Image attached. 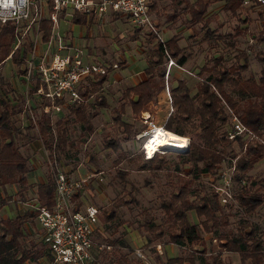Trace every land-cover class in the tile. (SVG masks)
Here are the masks:
<instances>
[{
	"label": "trees",
	"instance_id": "trees-1",
	"mask_svg": "<svg viewBox=\"0 0 264 264\" xmlns=\"http://www.w3.org/2000/svg\"><path fill=\"white\" fill-rule=\"evenodd\" d=\"M162 1L167 3L159 8L158 3ZM149 3L150 12H155L158 16L165 14L168 21L176 19L180 12L186 13L187 18L184 22L186 27L198 26L200 31L203 30L202 41H223L226 38L231 47L234 46L236 36L244 34L247 27H235L231 36L226 34L215 37L214 29L209 28V23L215 15L207 14L208 7L220 3V10L227 14L239 17L243 13L242 24L247 22L246 11L254 8L253 5L242 6L241 0L191 2L150 0ZM257 8H259L257 18L263 23L256 33L255 42L264 43V6ZM70 22L84 24L85 18L75 14ZM134 31L138 30L134 29ZM39 32L41 40L45 41L49 35L48 21L41 19ZM149 35L152 37L151 34ZM14 37L13 25L0 24V64L6 58L10 59L16 66V73L22 76L25 73L22 67L30 49V41L25 37L20 44L21 47L13 50L11 46ZM178 39V36L172 35L163 43L155 42L146 54V66L142 70L143 79L121 90L117 105L109 110L112 132L104 136L102 147L118 153L113 160L114 166L125 160L133 165L135 170L147 171L151 174L166 169L167 161L158 153L150 158H144L140 149L137 154L127 157L121 150L122 143L135 140V136L141 133L143 127H134L133 124L124 121L122 116L128 108L131 118L138 117L150 102L156 100L163 87L166 55L175 60L177 65H184L189 54H185L186 47L180 48L177 45ZM258 60L261 62L258 76L243 77L241 72L246 69V56L243 53L238 56L235 64L229 66L223 63L220 55H211L202 65L194 69L193 74L197 81L192 93L183 78L171 77L169 94L172 111L162 123V128L185 137L188 126L194 120L196 121L194 131L199 137L198 140L188 139L186 150L177 154L181 168H178L177 164L173 168L175 173H179L173 176L176 184L169 182L170 191L159 192L156 196L162 213L161 221L155 223L154 218L145 209L140 212L145 218L141 227L146 234L145 244L165 237L166 243L185 249L194 246L199 249L193 250L196 255L193 253L178 255L166 258L163 262L156 256L155 262L159 264H223L219 253L206 254L201 232L218 243L221 249L219 251L237 254L240 264H264V240L257 235L256 224L241 219L237 221L233 230L229 229L227 214L224 211L230 207V204H220L215 194L201 192L196 185L202 175L215 174L223 161L237 157L231 176L232 182L238 185L232 192L233 201L245 214H250L260 205H264V175L258 178L247 176V172L264 159V53L258 54ZM106 78V74L87 78L86 84L79 85L77 91L83 98L92 97L91 101L67 106V116L54 122L56 154L63 158H75L79 153L78 146L93 131L92 119L98 114L99 109L107 107L105 97L98 93ZM35 87L36 82L28 89V98L31 100ZM1 93L4 92L1 90ZM2 94H0V207L12 198V195L5 193V187L14 186L16 197L24 195L23 192L25 193L29 187L26 182L29 162L16 145L20 130L13 119L21 109L16 111L14 105H11ZM225 107L236 114L239 122L250 130L257 140H250L244 143L243 147L240 138L227 139ZM69 116L72 118L70 119ZM69 123L79 126L76 142L70 139ZM26 125L31 127L29 123ZM37 129L44 146L49 149L52 140L50 123L43 114H38ZM95 171H99L97 167ZM125 174L124 171L116 170L114 176L124 180ZM165 176L169 178L171 175L166 173ZM35 199L39 205L52 204L53 184L48 175L43 183L36 184ZM75 200L76 205L80 206L81 202ZM130 201L124 200L123 197L115 199L102 221L115 220L116 209L128 205ZM97 210L99 213L100 209ZM190 212L195 215L196 224H191L187 220V214ZM34 217V212L25 211L12 218H0V264H43L39 262L40 260L51 264L46 248L41 243H35L28 238L23 228L24 223L33 220ZM117 224H120V221ZM103 242L112 246L107 264L132 263L127 252H120L121 248L126 247L120 238L105 239Z\"/></svg>",
	"mask_w": 264,
	"mask_h": 264
},
{
	"label": "rangeland",
	"instance_id": "rangeland-1",
	"mask_svg": "<svg viewBox=\"0 0 264 264\" xmlns=\"http://www.w3.org/2000/svg\"><path fill=\"white\" fill-rule=\"evenodd\" d=\"M188 1L191 2L193 0ZM166 3L167 1L159 2L158 7L161 8ZM220 7V3H215L210 5L207 9V14L214 13L215 15L209 23V28L214 29L215 37H221V35L226 34L231 36L234 34L235 27H247L244 34L242 33L236 36L234 39V46L232 47L228 45L226 38L223 41H202L201 37L203 30L200 31L198 26L192 28L186 27L184 22L187 18V14L184 12H180L178 17L173 21L166 20L165 14L158 16L155 12H151V17L163 42L170 36L176 35L179 37L177 45L180 48L186 47L185 54L189 55L182 66L186 71L193 73L194 69L202 65V63L211 55H220L225 65H233L237 62L238 56L243 53L246 56V69L241 72L242 76L247 77L251 75L256 78L261 66V62L258 60V54L264 53V43L255 42L256 33L260 30L263 23L262 20L257 18L259 8L254 7L252 10L246 11L247 22L242 24L241 20L243 18V13L237 17L221 11ZM167 12L170 11L167 10ZM69 23L70 22L66 23L59 21L57 26L58 33L63 35L64 32L69 30L71 36L74 37L75 46L83 49L84 53L86 52L84 57L85 61H97L104 64L115 63L117 67L109 70L106 74V81L98 91V93H101L105 97L107 107L99 109L98 114L92 119L93 131L91 134L87 135L84 138L83 143L78 146L79 153L76 154L75 158H63L59 154H56V157L64 170L73 177H90L88 180L86 179L87 181L85 180L86 184L82 186L81 199L84 203L92 204L97 209H100L95 234L96 241L103 242L105 239L120 238L126 245V247L121 248L120 252H127L128 258L132 260L131 264H159L155 262V258L157 256L161 262L167 258V255L162 251V246L163 244L168 243L165 242V237H163L161 240H155L149 244H145L146 234L141 227L145 218L140 212L146 209L148 214L154 218L155 223L161 221L162 213L158 207V199L156 196L159 192L166 193L170 191L171 186H169V182L176 184V179H174L173 176L178 172L175 173L173 168L176 164L178 168H181V164L177 158V154L181 152H175L168 149H163L160 153L156 152L158 155L163 156L166 159L167 167L163 171L151 174L147 171L135 170L134 166L127 163L125 160L120 161L114 166L113 160L118 153L102 147V139L107 133L112 132L109 110L117 105L118 96L121 90L129 87L130 84L136 82L139 78H143V74L138 75L140 76L138 77L134 75V73L142 71L145 68L147 51L155 45L156 39L153 38V36L151 37L145 31H134L130 23L122 17L118 18L116 21L108 19L100 23L93 21V26L90 30V37L87 36L88 29L74 26V30L72 31L71 28L73 26L69 25ZM31 34V31H27L26 37L29 38ZM83 34H85V36H83ZM11 47H14V43H12ZM170 74L172 78H183L190 92L192 93L194 91V84L197 81L196 77L190 76L175 68L170 69ZM20 78L21 77L16 73V66L10 59L6 58L0 64V94H2V90L4 92L2 95L11 105H14L16 111L21 109L19 114L13 117L16 126H18L20 130V136L17 137L16 145L20 153L27 157V159H30V162L28 163L29 169H32V165L30 166L31 162L38 167L29 175L27 174L28 178H26L28 182H32L29 186L34 187L36 182L44 181L46 175H48L47 167L43 162L45 161L47 153L41 151L39 143L36 140L37 135L35 130H32L31 127L26 125L27 119L26 112L23 109L22 96L23 98L25 97V92L28 89H26ZM130 78H132V80ZM108 82H110L111 85L107 87L106 84ZM91 98H89V101H91ZM157 98H159V102L156 104L154 117L152 119V124L155 126L162 124L167 111V104L163 101L162 96L159 95ZM28 101L30 103L31 99L28 98ZM146 108L147 106L145 109ZM225 114L227 116V124L225 126L228 128L230 118L226 107ZM233 114L236 116L234 112ZM64 116H67L66 108H63L57 115L58 118ZM69 118L71 119L72 117L69 116ZM122 119L133 124L134 127L141 128V126H143L140 134H143V132L148 129L146 124H142L138 121V117H130L128 108H126ZM68 126L70 129V139L76 142L79 135V126L74 123H69ZM225 126L223 127L224 129L226 128ZM195 127L196 121L193 120L186 131L185 139L187 144L188 139L198 140L199 135L195 134ZM250 140H257V138L255 136L250 139L247 137H241V141H243L242 146L244 147V143ZM142 142L143 138H139L138 135H136L135 140L128 143H122L121 150L127 155V157H130L133 154H137L140 149H143ZM236 159L237 157L225 160L220 166L226 168L231 164L234 165ZM95 167H97L99 171H95ZM116 170H121L126 173L124 180L114 176ZM166 173H169L171 176L167 178L165 176ZM181 174H183L182 171ZM263 175L264 159L256 163L255 166L247 172V176L250 178H258ZM213 184H216V173L213 175H202L196 185L201 192H212L215 194L213 187L211 186ZM237 186L236 182H232V192L236 190ZM33 193V190H29L28 188L25 193L23 192L24 195L21 197L15 196L13 199L17 201L32 202ZM119 197L131 201L128 205L120 206L116 209L115 220L103 222L102 218H104L106 212H108L111 203ZM228 204H230V207L225 209L224 212L227 214V227L229 229L233 230L238 220L246 219L256 224L257 235L260 234L264 236V205H260L250 214H245L243 209L238 207L233 200ZM20 210L21 212L26 210L29 211L28 207L22 205L20 206ZM16 214H18V212L12 202H6L0 207V215H6L7 217L12 218ZM187 220L191 224L197 223L193 212L187 214ZM118 221H120V224H117ZM26 227L28 228V232H26L28 238H31L35 243H40L38 228L34 219L25 222L23 226L24 230ZM201 236L205 241L206 254L211 253V255H215L219 253V257L223 264H240L237 254L219 251L221 249L219 248L218 243L211 240L209 235L201 232ZM155 244L160 245V253L155 251ZM171 246L172 251L168 258L178 255L192 254L193 250H196L197 248L194 246L190 249H185L173 244H171ZM138 247L143 249L148 260L147 263L134 257L132 250ZM193 254L196 255L195 253ZM109 255V253L104 254V262L109 260ZM43 264L49 263L44 261Z\"/></svg>",
	"mask_w": 264,
	"mask_h": 264
},
{
	"label": "built area",
	"instance_id": "built-area-1",
	"mask_svg": "<svg viewBox=\"0 0 264 264\" xmlns=\"http://www.w3.org/2000/svg\"><path fill=\"white\" fill-rule=\"evenodd\" d=\"M149 1L0 0V24L9 23L14 26L15 37L12 49L20 48L27 31L32 32L28 38L30 49L22 67L25 73L20 76V79L26 89L32 88L34 82H36V87L32 95L33 100L30 103L28 90H26L23 109L26 112L27 123L36 132V140L41 151L47 153L43 162L53 184V200L50 206L39 205L35 198L32 199V202L18 201V203L35 213L34 221L38 228L39 241L46 248L51 264H106L103 261V256L112 250L111 245L96 241L98 210L94 205L86 204L81 199L82 186L90 177H73L64 170L56 157L54 122L63 108L74 103L89 102L91 97L83 98L79 95L77 91L79 85H85L87 78L107 74L117 65L85 61L86 53L83 49L68 42L64 34L58 33V23L61 20L70 22L75 14L98 23L104 21L107 16L114 15L126 19L134 29L145 31L151 34L156 41L163 43L151 17ZM241 4L244 7L251 5L259 7L264 6V0H241ZM41 19L49 23V35L45 41L41 40L39 32ZM164 65L161 96L167 104V111L163 122L172 111L169 94L170 69L175 68L194 76L193 73L177 65L175 60L167 55ZM156 104L157 99L150 102L145 111L138 115V121L148 126L143 134L138 135L139 138H143V141L151 136L155 126L152 124V119ZM226 109H228L230 118L226 130L227 139L254 137L251 131L239 122L233 112L227 107ZM38 114H43L50 123L52 140L49 149L44 146L38 134ZM159 128H162V124L159 125ZM143 147L144 143L142 142ZM185 148H187V142ZM162 150V148H155L151 155L156 152L160 153ZM142 152L144 158L150 157L146 154V150L142 149ZM233 172L234 165L232 164L226 168L220 166L217 169L216 184L211 186L220 204H228L233 200L231 190ZM75 199L81 202L80 206L76 205ZM154 249L160 253L159 244H155ZM132 253L138 260L147 263L148 260L142 248H134Z\"/></svg>",
	"mask_w": 264,
	"mask_h": 264
},
{
	"label": "crops",
	"instance_id": "crops-1",
	"mask_svg": "<svg viewBox=\"0 0 264 264\" xmlns=\"http://www.w3.org/2000/svg\"><path fill=\"white\" fill-rule=\"evenodd\" d=\"M115 18V19H114ZM118 18H121V17H117V16H107L106 17V19H108V20H117ZM105 19V20H106ZM126 20V19H125ZM62 21V20H61ZM93 21L94 20H91V19H89V20H86L85 19V23L84 24H73V23H69V25H72L73 27L71 28V30L73 31L74 30V26H79V28L81 27V28H84V29H88V37H90V30H91V28H92V26H93ZM63 22H66V23H68L69 21H63ZM94 22H96V21H94ZM98 23V22H97ZM134 29V28H133ZM64 35H65V37H66V40L68 41V42H70V43H72V44H74L75 45V42H74V37L73 36H71V34L69 33V30L68 31H66V32H64ZM83 36H85V34H83ZM86 53V52H85ZM140 74H143L142 73V71H138L137 73H134V75H136V76H138V75H140ZM138 77H140V76H138ZM144 77V76H143ZM131 80H132V78H130ZM143 78H139L136 82H133L132 84H130L129 86H132V85H135L136 83H138L140 80H142ZM120 81H121V79H120ZM125 81V80H124ZM122 82V81H121ZM109 85H111L110 84V82H108L107 84H106V86L108 87ZM159 95L161 96V92L157 95L158 97H159ZM156 99H157V103L159 102V98H157L156 97ZM145 111V110H144ZM143 112V111H142ZM141 113V112H140ZM57 119H59L58 117L56 118V120ZM28 162H30V159H28ZM32 165V169L30 170L29 169V172H28V175L30 174V173H32V171H35L38 167H36L37 165L36 164H34V163H30V166ZM27 175V176H28ZM26 178H28V177H26ZM44 181H45V179H44ZM44 181H42V182H36V184H40V183H43ZM26 182H27V184L28 185H30V183H32V182H28V180H26ZM36 184H35V186H36ZM35 186L34 187H28L29 188V190H33V199L35 198ZM4 191H5V193L6 194H9V195H12V198H11V200L10 201H8V202H12V203H14V205H15V208H16V211L18 212V213H23V211L21 212V210H20V204L18 203V201L17 200H15V199H13L14 197H15V195H14V193H15V191H16V188L14 187V186H7V187H5L4 188ZM15 200V201H14ZM26 211H28V210H26ZM25 212V211H24ZM29 212V211H28ZM0 218H2V219H5V218H9V217H7L6 215H0ZM25 232H28V228L26 227L25 228ZM259 238H261V240H264V236L263 235H260L259 234ZM162 251L167 255V258L169 257V255L171 254V251H172V246H171V244L170 243H168V244H163V246H162ZM39 262H41V263H43L44 261L43 260H40ZM26 264H28V263H26Z\"/></svg>",
	"mask_w": 264,
	"mask_h": 264
},
{
	"label": "bare ground",
	"instance_id": "bare-ground-1",
	"mask_svg": "<svg viewBox=\"0 0 264 264\" xmlns=\"http://www.w3.org/2000/svg\"><path fill=\"white\" fill-rule=\"evenodd\" d=\"M149 137V136H148ZM144 147L147 155H151L152 151L155 148L168 149L175 152H183L186 147V139L185 137L178 136L164 130L163 128H159V126H154L152 129L151 136L145 141H143Z\"/></svg>",
	"mask_w": 264,
	"mask_h": 264
},
{
	"label": "water",
	"instance_id": "water-1",
	"mask_svg": "<svg viewBox=\"0 0 264 264\" xmlns=\"http://www.w3.org/2000/svg\"><path fill=\"white\" fill-rule=\"evenodd\" d=\"M184 149L186 150V148H184ZM185 150H184V151H185Z\"/></svg>",
	"mask_w": 264,
	"mask_h": 264
}]
</instances>
